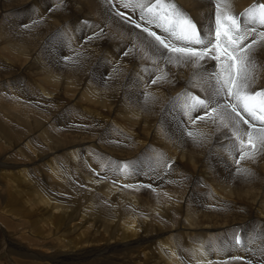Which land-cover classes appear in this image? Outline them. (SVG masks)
Listing matches in <instances>:
<instances>
[{
    "label": "rangeland",
    "instance_id": "obj_1",
    "mask_svg": "<svg viewBox=\"0 0 264 264\" xmlns=\"http://www.w3.org/2000/svg\"><path fill=\"white\" fill-rule=\"evenodd\" d=\"M22 1L0 0V215L8 220L0 226V264H122L133 255L137 264H149V256L156 264H264V221L251 207L262 197L242 193L245 176L248 194L263 191L264 151L249 163L237 152L234 168V155L192 158L195 173L182 160L189 155L180 139L193 131L196 145L205 149L208 121L187 120L200 114L188 111L187 97L202 95V82L219 72V61L210 54L197 64L169 63L142 26L125 23L135 21L133 13L139 17L134 0ZM178 1L190 14L203 11L205 16H191L205 33L216 3H224L225 11L232 7L229 0ZM246 1L237 14L264 3ZM133 34L149 48L126 38ZM119 35L125 44L115 42ZM24 42L32 50L24 48L21 59L9 53ZM131 51L144 53L135 58ZM48 78L59 81L55 90ZM178 88L183 98L171 108V91ZM100 117L110 120L100 126ZM158 127L154 138L149 132Z\"/></svg>",
    "mask_w": 264,
    "mask_h": 264
},
{
    "label": "snow or ice",
    "instance_id": "obj_2",
    "mask_svg": "<svg viewBox=\"0 0 264 264\" xmlns=\"http://www.w3.org/2000/svg\"><path fill=\"white\" fill-rule=\"evenodd\" d=\"M137 8L139 20L144 22L142 31L147 34L146 39L162 56L168 57L169 63L197 64L209 54L220 63L219 72L208 79V94L203 98L187 97L188 111L200 113L190 119L213 124L218 120L224 124L227 119L232 125L230 136L238 142L234 149L241 157L254 158L264 151V89L254 91L252 88L257 71L252 52L258 41L264 39V31L257 30V25L264 26V3L242 14L225 11L221 3H216L207 33L175 0H134L133 10ZM116 15L124 18L122 12ZM244 19L250 21L248 26L243 25ZM125 23L141 28L131 17ZM250 36L255 38L245 43Z\"/></svg>",
    "mask_w": 264,
    "mask_h": 264
},
{
    "label": "bare ground",
    "instance_id": "obj_3",
    "mask_svg": "<svg viewBox=\"0 0 264 264\" xmlns=\"http://www.w3.org/2000/svg\"><path fill=\"white\" fill-rule=\"evenodd\" d=\"M31 1H33V0H23L22 2H21V4H22V6H23V4L25 3V4H27V3H30ZM181 2L182 1H186V3L187 4H189V3H191V5L193 4L194 5V2H192L191 0H180ZM180 1H178V2H180ZM194 1V0H193ZM223 0H221V2H222ZM230 2V9H228V10H226V11H229V12H231V13H233V14H237V13H241V12H243L244 10H245V8H244V6H246L247 4H248V2L246 1V0H229ZM198 2V1H197ZM213 2V1H212ZM259 2V1H258ZM34 3V2H33ZM184 3V2H183ZM185 3V4H186ZM223 3V2H222ZM227 3V2H226ZM225 3V4H226ZM229 3H227L228 4V6H229ZM261 3H262V1H261ZM20 4V5H21ZM35 4V3H34ZM181 4V3H180ZM197 4V3H196ZM201 4H203V3H201ZM251 5H253L254 4V2L253 1H251V3H250ZM190 5V6H191ZM206 5V4H205ZM205 5H204V7H205ZM255 5V4H254ZM17 6H19V2H18V4H17ZM187 6V5H186ZM190 6H188V7H190ZM208 6V5H207ZM223 6H224V3H223ZM227 6V5H226ZM250 6V5H249ZM180 7V6H179ZM203 7V6H202ZM13 8V7H12ZM12 8H10L11 10H12ZM50 8V7H49ZM67 8V10L69 9V8H71V7H65V9ZM193 8V7H192ZM226 8V7H225ZM247 8V7H246ZM198 9V8H197ZM208 9H210V8H208ZM14 10V9H13ZM186 10V9H185ZM189 10V9H188ZM192 10H195L196 11V8L195 9H192ZM225 10V9H224ZM209 11V10H208ZM67 12V11H66ZM197 12H198V16H200V15H202L201 13L203 12H200V11H198L197 10ZM196 12V13H197ZM207 12V11H206ZM196 13L195 12H193V13H191V14H193L194 16H196ZM208 13L209 12H207V15H208ZM211 13V12H210ZM209 13V14H210ZM96 15V14H95ZM203 15H204V13H203ZM202 15V16H203ZM214 15V14H213ZM212 15V16H213ZM201 16V17H202ZM205 16V15H204ZM211 15H209V16H207L208 18L210 17ZM197 18V17H196ZM205 17H203V18H200V19H204ZM209 19H211V18H209ZM212 20V19H211ZM210 20V21H211ZM202 20H200V22H201ZM242 21H248L247 19H244V20H242ZM200 22H199V24H200ZM208 22V21H207ZM206 22V23H207ZM201 23H203V22H201ZM207 25V24H206ZM203 26V25H202ZM208 26V25H207ZM206 26V27H207ZM46 28H47V26H45ZM51 27V26H50ZM60 26L59 25H57V26H54L53 27V32L54 31H56L58 28H59ZM205 27V28H206ZM50 29H52V28H50ZM49 29V30H50ZM207 29V28H206ZM257 30L258 31H264V26H258L257 27ZM1 31V30H0ZM207 31V30H206ZM205 32V31H204ZM2 33V32H1ZM0 33V34H1ZM122 35V34H121ZM121 35H119V36H117L116 37V40H115V42L117 41V43H119V45H122V44H125L124 43V40L125 39H123L122 37H121ZM126 36H127V34H125ZM136 34H133V36H128V37H126L127 39L128 38H131V40H132V43L133 44H135V45H137L138 47H141V48H143V49H145V48H149V45L147 44V42H145V41H140V40H138V39H136ZM251 38V37H250ZM253 38V37H252ZM122 40H123V42H122ZM130 40V39H129ZM251 39H248V41H245V43H248L249 41H250ZM21 41V40H20ZM24 41V40H23ZM128 42V41H127ZM142 42V43H141ZM260 42V41H259ZM258 42V43H259ZM262 42V45L261 44H256V46H255V50L252 52V56H253V58L255 59V61H256V64H257V71H256V79H255V82H254V84L252 85V88H253V90L255 91V90H258V89H264V40H262L261 41ZM10 43V42H9ZM128 43H130V42H128ZM149 43V42H148ZM145 46H143V45ZM1 45V44H0ZM18 46V45H17ZM19 48V49H18ZM17 49H15V48H13L14 50L11 52H9L10 54H13V55H15L16 56V54L17 53H19L18 55H19V58L21 59L23 56L22 55H24V53L26 52V50L24 49V48H29V49H31L32 50V48H30L29 47V45L26 43V42H24L23 44H22V46H21V44L19 45V47H18ZM23 50V51H22ZM25 51V52H24ZM35 51V50H34ZM74 51V50H73ZM132 53V56H133V54H135L134 55V57L135 58H137L138 56H141L144 52L143 51H131ZM27 53V52H26ZM154 54V53H153ZM12 55V56H13ZM17 55V56H18ZM91 55V54H90ZM210 55V54H209ZM149 56H150V54H149ZM84 57H87V56H84ZM56 58V57H55ZM151 58H153V57H151ZM26 59V58H25ZM134 59V58H133ZM27 60H28V58H27ZM80 60V59H79ZM20 61V60H19ZM25 61V60H24ZM74 61V60H73ZM81 61V60H80ZM137 61V60H136ZM84 62V61H83ZM200 62V61H199ZM198 62V63H199ZM204 62V61H203ZM71 63V62H70ZM202 63V62H201ZM219 63V62H218ZM21 64V63H20ZM54 64V63H53ZM185 64V63H184ZM188 64V63H187ZM217 64V63H216ZM173 65V64H172ZM185 66H186V64H185ZM202 66H204V65H202ZM217 66H218V64H217ZM49 67V66H48ZM179 67V66H178ZM191 67V66H190ZM219 67V66H218ZM52 68V67H51ZM175 68V67H174ZM193 68V67H192ZM196 68V67H195ZM198 68V67H197ZM210 68V67H209ZM220 68V67H219ZM199 69H200V67H199ZM211 69H212V67H211ZM24 70V69H23ZM217 70V69H216ZM194 71V70H193ZM200 70H198V72H199ZM201 71H202V69H201ZM210 71H212V70H210ZM219 71V70H218ZM203 72V71H202ZM204 72H206V71H204ZM54 73V72H53ZM75 73V72H74ZM215 73V72H214ZM56 74V73H55ZM77 74V73H76ZM197 74V73H196ZM207 74V73H206ZM52 75H54V74H52ZM64 75H66V74H64ZM198 75V74H197ZM200 75V74H199ZM199 75H198V78H199ZM202 75H204V74H202ZM57 76V75H56ZM56 76H55V78H56ZM70 76V75H69ZM201 76V75H200ZM209 75L207 74V77H208ZM202 77V78H201ZM200 78H201V80H203V77L204 76H201ZM67 78H68V76H67ZM65 79V78H64ZM198 80V79H197ZM205 80H206V78H205ZM208 80V79H207ZM203 81L202 82V89H201V93H202V95H199L201 98H203V97H205L207 94H208V90H209V86H208V81ZM56 81V80H55ZM54 80H53V78H48L47 79V81H45L46 83H47V85L51 88L52 87V89H54L55 87H54V85L57 83V82H59V81H57V82H55ZM200 81V80H199ZM67 82V81H66ZM59 84V83H58ZM72 84V83H71ZM56 86V85H55ZM90 88V87H89ZM91 89V88H90ZM89 89V92L91 91ZM33 90V89H32ZM55 90V89H54ZM56 90H57V88H56ZM93 90V89H92ZM197 91H198V89H197ZM87 93L86 94H88V91H86ZM199 92V93H200ZM91 93H92V91H91ZM197 93V92H196ZM85 94V95H86ZM171 98H170V100H169V103H170V107L172 106V103L174 102V101H176V103H180V101H179V99H181V98H183V95H182V90L180 89V88H178V89H175V90H173V91H171ZM87 96H89L90 97V95H87ZM87 96L85 97V98H87ZM87 101V100H86ZM86 101H84V102H86ZM88 102V101H87ZM182 103V102H181ZM24 104V103H23ZM99 104H102V103H99ZM175 104V103H174ZM183 104V103H182ZM184 105V104H183ZM99 106V105H98ZM104 106V105H103ZM19 107V106H18ZM101 108V107H100ZM107 107H106V105H105V109H106ZM109 108L110 107H108V109L107 110H109ZM172 108V107H171ZM186 108V107H185ZM168 111V110H167ZM22 112V111H21ZM24 112V111H23ZM22 112V113H23ZM107 113H109V112H107ZM111 113V112H110ZM196 113V112H195ZM198 113V112H197ZM37 114V113H36ZM104 114V113H103ZM21 115V114H20ZM23 115V114H22ZM199 115V114H198ZM197 115V116H198ZM196 116V115H195ZM102 117V116H101ZM101 117H100V119H101ZM104 117V116H103ZM175 117V116H174ZM189 117V116H188ZM187 117V118H188ZM191 117V116H190ZM190 117L187 119V120H189L190 119ZM39 118H41V117H39ZM125 118V117H124ZM97 119V118H96ZM108 120H110V119H101L99 122L101 123V124H97V125H100V126H103L102 124H104V123H108ZM124 120L125 119H123V122H124ZM126 121V120H125ZM189 121H191V119L189 120ZM200 121V120H199ZM205 121H207V120H205ZM217 122H219L220 123V121L218 120ZM217 122L215 123V124H213L212 122H210V121H208V125L206 126V128H205V130H204V133H203V137H205V140L203 139V143H202V145H204V147H205V149L203 150V149H201V148H199V146H197L196 145V140L199 138L198 137V135H197V133H196V131H193V132H191V135H189V137H187L186 139H180V141H182V143L183 144H181V147H183L184 148V150H183V153H188V155H189V158H186V157H184V158H182V160H184V161H186V160H188L187 162H186V166L188 167L189 165H191L190 167H189V169H193V172L195 173V170H194V168H193V166L195 165V160H193L192 158H196L198 161H200L201 159H203L205 156L207 157L206 158V160H208V158L209 159H211V158H213L212 160H215V158L213 157V156H223V157H225V155H227V156H232V155H234L233 156V162L231 163V167L232 168H234V166L233 165H235V162H236V160H237V156H236V153H237V151L234 149V142H236L235 141V137L234 136H230V133H231V131H232V125H231V122L230 121H228L227 119L224 121V124H222V127L221 126H219V125H216L217 124ZM108 125V124H107ZM213 125H215L216 127H217V129L216 130H211L210 129V127L211 126H213ZM225 125H227V127H225ZM159 126H161V125H159ZM243 128H247V126L246 125H243L242 126ZM161 129L158 127V128H154V129H152V130H150V132H149V134H152L153 135V137L155 138L156 137V135H157V133L160 131ZM45 131V130H44ZM46 132V131H45ZM44 133V132H43ZM149 134H148V136H149ZM187 135V134H186ZM175 136V135H174ZM179 137V136H178ZM180 137H182V136H180ZM191 137V138H190ZM150 138V137H149ZM26 139V138H25ZM179 139V138H178ZM23 141V140H22ZM26 141V140H25ZM107 142V141H106ZM230 142V145H229V147H227V149H223L222 147H224L226 144H228ZM20 144H21V141L19 142ZM23 143V142H22ZM26 143V142H25ZM28 143V142H27ZM26 147V146H25ZM142 147V146H141ZM159 151V150H158ZM229 151V153H227ZM209 153H211L212 154V157H211V154H209ZM151 154V153H150ZM238 154H239V152H238ZM50 155V154H49ZM48 155V156H49ZM148 156V155H147ZM238 157L239 158H241L239 155H238ZM148 158V157H147ZM158 159V158H157ZM174 159V158H173ZM249 159V160H248ZM248 159H246L245 160V162L244 163H249L250 161H251V159L250 158H248ZM166 161V160H165ZM171 160H169V161H167L168 163L170 162ZM209 161V160H208ZM205 162V161H204ZM261 162L264 164V159H262L261 160ZM193 164V165H192ZM202 165H203V161L201 162V164L199 165V167L197 168V170H196V175L198 174V172H202L201 171V167H202ZM187 167H185V168H187ZM212 167V166H211ZM211 170V169H210ZM216 170V169H215ZM213 172V175L215 176L214 178H216L218 175H219V172H217V171H212ZM220 172L221 173H227V174H229L230 175V170H228V169H221L220 170ZM194 173H193V177H195L194 176ZM204 173H205V170H204ZM209 173V172H208ZM180 174V173H179ZM183 174V173H182ZM187 174V173H186ZM177 175V174H176ZM209 175H210V173H209ZM212 178V177H211ZM189 179V178H188ZM212 180H213V178H212ZM247 180V181H246ZM248 180H250V177L249 176H245V178H244V182H243V188H242V193L243 194H247L248 196L249 195H251V194H256L255 196H257V198L258 197H262L259 201H255V202H253V204H252V208H253V210L255 211V210H258V211H260V213H261V215L258 217V220L259 219H262V221H264V194H263V192H264V189H263V191L262 192H260L259 194H258V192H256V191H252L250 194H248L249 192L248 191H246L245 190V188H246V184L248 183ZM59 181H61L62 183H63V181L62 180H60L59 179ZM180 181V180H179ZM182 183V182H181ZM221 185H223V184H220V186H219V188L221 187ZM174 185H172V187H173ZM171 187V188H172ZM223 187H225L226 189H229V188H231V185H230V183L229 182H225V184L223 185ZM223 187H221L222 189H223ZM216 189V188H215ZM226 189H224V190H226ZM113 191H114V189H112ZM258 191H259V189H257ZM217 191H219V190H217ZM111 192V191H110ZM115 192V191H114ZM221 192V191H220ZM220 192H218V193H220ZM224 192V191H223ZM223 192L221 193V194H223ZM229 191H227V193H228ZM224 193H226V192H224ZM226 193V194H227ZM0 194H4V192L2 191V192H0ZM170 195V194H169ZM180 195V194H179ZM218 195H220V194H218ZM225 195V194H224ZM13 196V193H11L10 192V188L8 189V199H11V197ZM227 198V197H226ZM255 199V198H254ZM223 200V199H222ZM254 206V207H253ZM177 207V206H176ZM144 208H146V207H144ZM249 208V207H248ZM247 210V209H246ZM252 210V209H251ZM250 210V211H251ZM146 211V210H145ZM162 211V210H161ZM141 212V211H140ZM249 212V211H248ZM255 212H257V211H255ZM205 213V212H204ZM251 213H253V211L252 212H250V214ZM259 213V212H258ZM123 214H125V213H123ZM254 214H256V213H254ZM135 215V214H134ZM133 215V216H134ZM251 216V215H250ZM262 216V217H261ZM128 217V216H127ZM130 217H132V216H130ZM135 217H138V216H135ZM51 219V221H53V223L54 224H59L60 225V223H59V219L58 218H56L55 216H52V217H50ZM134 218V217H133ZM254 218H256V216L254 217ZM128 219V218H127ZM144 219V218H143ZM251 219H253V217H251ZM130 220V219H129ZM135 220H136V218H135ZM126 221V220H125ZM131 221V220H130ZM143 221H145V219L143 220ZM128 222V221H127ZM126 222V223H127ZM147 222V221H146ZM213 222V221H212ZM22 223V222H21ZM129 223V222H128ZM140 223H142V222H140ZM214 223V222H213ZM20 224V223H19ZM53 224V225H54ZM217 224V223H216ZM3 225H7L8 226V220L7 219H5V217H3L2 215H0V226H3ZM51 225V224H50ZM52 225V226H53ZM59 225H57V226H59ZM143 225V224H142ZM141 225V226H142ZM6 226V227H7ZM20 226V225H19ZM21 226H22V224H21ZM45 226V225H44ZM49 226V225H48ZM56 226V225H55ZM56 226V227H57ZM129 226H130V224H129ZM132 226H133V222H132ZM139 226V225H138ZM140 226V227H141ZM223 226V225H222ZM253 226V225H252ZM139 227V228H140ZM143 227V226H142ZM221 227V226H220ZM250 227V226H249ZM2 228H4L5 230H6V228L5 227H2ZM44 228V227H43ZM47 228V227H46ZM53 228V227H52ZM55 228V227H54ZM128 228H131V227H128ZM133 228V227H132ZM251 228V227H250ZM125 229V228H124ZM42 229H40V231H41ZM44 230V229H43ZM58 230V229H57ZM127 230V229H126ZM128 231V230H127ZM170 231V230H169ZM168 231V232H169ZM44 232H46V231H44ZM52 232V231H51ZM129 232V231H128ZM167 232V233H168ZM171 232H172V229H171ZM127 233V232H126ZM164 233V232H163ZM173 234V233H172ZM262 234V233H261ZM127 236V235H126ZM128 237H129V235H128ZM167 237V236H166ZM169 237V236H168ZM171 237V236H170ZM132 238V237H131ZM258 238V237H257ZM58 239V238H57ZM130 239V238H129ZM150 237H148V241H150ZM170 239V238H169ZM263 240V239H262ZM71 241V245L73 244V245H76L77 246V244H76V242H75V239L73 240V239H71L70 240ZM158 244V243H157ZM72 245V246H73ZM67 246V245H66ZM78 246H82V242L81 243H79L78 244ZM68 248V247H67ZM264 249V248H263ZM157 251H158V249H157ZM255 251V250H254ZM256 252V251H255ZM108 253H112L111 251L110 252H107V254ZM154 253V252H153ZM157 253V252H156ZM160 253H161V251H160ZM159 252H158V254H160ZM250 254V253H249ZM256 254V253H255ZM154 255V254H153ZM156 255V254H155ZM157 256V255H156ZM159 256V255H158ZM262 256V262L264 263V251H263V254L261 255ZM139 256H136V255H133V256H130V257H128V258H124V260L123 261H121L122 262V264H130V262L132 261V264H137L136 262H135V259L136 258H138ZM149 260H148V263L150 264V262L152 261V260H154V257L153 258H151L150 256H149ZM259 258V257H258ZM257 258V259H258ZM195 259H198V258H195ZM156 261V260H155ZM155 261H152V262H155ZM199 260H197V262H198ZM256 261V260H255ZM151 262V263H152ZM158 262V261H157ZM159 262H161V260H159ZM173 262V261H172ZM197 262L195 263L194 262V264H197ZM204 262H205V259H204V261H203V263L201 262V263H198V264H204ZM155 264H156V262H155ZM234 264V263H233ZM248 264V263H247Z\"/></svg>",
    "mask_w": 264,
    "mask_h": 264
}]
</instances>
